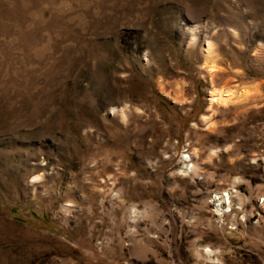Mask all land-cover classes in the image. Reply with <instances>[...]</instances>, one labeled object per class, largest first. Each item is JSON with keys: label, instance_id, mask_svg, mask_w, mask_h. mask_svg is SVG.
Returning a JSON list of instances; mask_svg holds the SVG:
<instances>
[{"label": "rangeland", "instance_id": "1", "mask_svg": "<svg viewBox=\"0 0 264 264\" xmlns=\"http://www.w3.org/2000/svg\"><path fill=\"white\" fill-rule=\"evenodd\" d=\"M0 264H264V0H0Z\"/></svg>", "mask_w": 264, "mask_h": 264}, {"label": "bare ground", "instance_id": "2", "mask_svg": "<svg viewBox=\"0 0 264 264\" xmlns=\"http://www.w3.org/2000/svg\"><path fill=\"white\" fill-rule=\"evenodd\" d=\"M222 91H223V90H222ZM222 91H218L217 93L220 95V93H222ZM224 91H225V90H224ZM224 91H223V92H224ZM243 91H244V90H243ZM227 92L230 93V91H227ZM224 93H225V92H224ZM224 93H223V94H224ZM243 93H244V92H243ZM232 94H233V93H232ZM241 94H242V93H241ZM221 96H222V95H221ZM222 97H223V96H222ZM218 98H219V97H218ZM218 98H217V99H218Z\"/></svg>", "mask_w": 264, "mask_h": 264}]
</instances>
